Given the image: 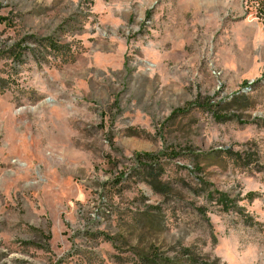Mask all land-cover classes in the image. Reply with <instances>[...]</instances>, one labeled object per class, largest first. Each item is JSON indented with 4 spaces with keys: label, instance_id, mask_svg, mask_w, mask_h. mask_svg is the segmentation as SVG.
<instances>
[{
    "label": "rangeland",
    "instance_id": "1",
    "mask_svg": "<svg viewBox=\"0 0 264 264\" xmlns=\"http://www.w3.org/2000/svg\"><path fill=\"white\" fill-rule=\"evenodd\" d=\"M0 20V264H264L248 2L0 0Z\"/></svg>",
    "mask_w": 264,
    "mask_h": 264
},
{
    "label": "trees",
    "instance_id": "2",
    "mask_svg": "<svg viewBox=\"0 0 264 264\" xmlns=\"http://www.w3.org/2000/svg\"><path fill=\"white\" fill-rule=\"evenodd\" d=\"M248 2V4L251 5V8L254 9L256 13V17L264 22V0H245ZM0 23L2 21L0 20ZM22 43H16L11 46L8 52V58L11 59L13 62L23 63V58L25 57V52L21 49ZM48 47H51L52 49H55L54 46L50 45ZM247 103L249 100L247 98H242ZM219 121H228L231 120V118H217ZM175 157V156H173ZM136 159L141 163L144 161H148L149 163H154V165L159 164V161L157 160V156L149 153H139L136 154ZM153 166V165H151ZM161 191L165 193L167 191V188H163ZM220 203L223 205L224 209H227V201L225 200V195L220 194ZM228 210V209H227ZM208 264V263H205Z\"/></svg>",
    "mask_w": 264,
    "mask_h": 264
}]
</instances>
